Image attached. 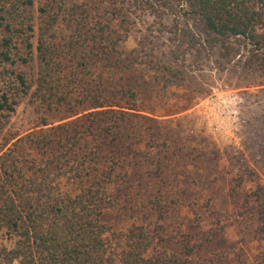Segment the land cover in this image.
<instances>
[{
    "label": "trees",
    "instance_id": "trees-1",
    "mask_svg": "<svg viewBox=\"0 0 264 264\" xmlns=\"http://www.w3.org/2000/svg\"><path fill=\"white\" fill-rule=\"evenodd\" d=\"M141 14L159 20L176 60L201 44L196 31L264 50V0H0V139L28 96L44 127L0 151V264H231L201 251L230 225L264 237L260 191L245 192L227 226L218 217L166 237L158 222L117 231L106 221L135 183L124 172L139 155L135 119L155 123L136 114V84L124 77L137 64L121 47L126 19ZM244 182L234 179L232 197ZM143 205L164 217L160 199ZM170 240L178 252L157 248Z\"/></svg>",
    "mask_w": 264,
    "mask_h": 264
},
{
    "label": "rangeland",
    "instance_id": "rangeland-1",
    "mask_svg": "<svg viewBox=\"0 0 264 264\" xmlns=\"http://www.w3.org/2000/svg\"><path fill=\"white\" fill-rule=\"evenodd\" d=\"M36 1L39 5L42 0ZM98 1L103 7L112 2ZM134 16L126 19L130 23H125L121 47L137 64L135 75L129 70L124 77L136 84L140 110L136 114L155 123L135 119L139 121L135 129L139 155L128 154L124 162V172L135 183L120 192L119 207L108 212L106 221L117 231L158 222L166 237L193 223L212 224L218 217L227 226L245 192L260 191L264 201V50L257 51L241 39L213 45L212 37L196 31L201 44L176 60L159 20L147 14ZM212 103L225 104L233 113L229 131L220 135L208 121ZM49 119L54 118L50 115ZM41 129V115L28 96L1 137L0 151L4 143L11 146ZM238 175L245 182L232 197ZM155 197L166 207L160 221L157 212H150L151 206L143 205ZM157 248L180 250L175 240ZM262 250L264 237L252 240L230 225L201 255L222 251L231 264H252Z\"/></svg>",
    "mask_w": 264,
    "mask_h": 264
},
{
    "label": "built area",
    "instance_id": "built-area-1",
    "mask_svg": "<svg viewBox=\"0 0 264 264\" xmlns=\"http://www.w3.org/2000/svg\"><path fill=\"white\" fill-rule=\"evenodd\" d=\"M222 107H220L219 103H212L210 113H208L209 117H211L208 121L212 125L213 131L219 135L224 130L229 131L230 121L233 117V113L229 111L230 107H226L225 104H222Z\"/></svg>",
    "mask_w": 264,
    "mask_h": 264
}]
</instances>
